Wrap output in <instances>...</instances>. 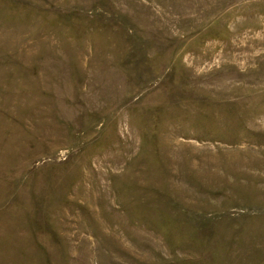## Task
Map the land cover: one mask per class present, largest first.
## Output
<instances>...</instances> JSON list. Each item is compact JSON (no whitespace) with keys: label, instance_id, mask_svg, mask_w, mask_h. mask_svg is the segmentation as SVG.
<instances>
[{"label":"rangeland","instance_id":"1","mask_svg":"<svg viewBox=\"0 0 264 264\" xmlns=\"http://www.w3.org/2000/svg\"><path fill=\"white\" fill-rule=\"evenodd\" d=\"M0 264H264V0H0Z\"/></svg>","mask_w":264,"mask_h":264}]
</instances>
